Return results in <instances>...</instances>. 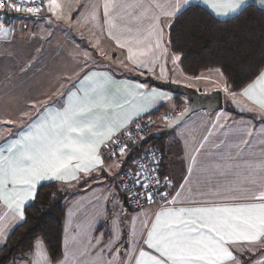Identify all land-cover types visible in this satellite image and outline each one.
I'll list each match as a JSON object with an SVG mask.
<instances>
[{
    "label": "snow or ice",
    "instance_id": "obj_1",
    "mask_svg": "<svg viewBox=\"0 0 264 264\" xmlns=\"http://www.w3.org/2000/svg\"><path fill=\"white\" fill-rule=\"evenodd\" d=\"M202 3L218 16L240 14L251 7L249 0H202ZM254 3L264 11V0H254ZM190 4L191 0L164 3L160 0H104L101 9L100 5L85 0L73 20L61 0H47L46 6L43 0H0V13L11 11L39 17L43 11L51 14L52 23L62 21L76 26L91 19L106 31L118 48L126 49L125 59L133 69L155 72V65L161 59L157 53L167 50L165 27L170 26L162 24L161 19L177 17ZM117 8L120 11L114 14ZM9 32L10 29L0 24V34L7 36ZM179 59L175 56L173 63ZM121 64L127 67L123 61ZM78 83L79 88L69 89L66 94V104L55 108L46 105L30 120L27 131L20 130L16 138L9 134L3 141L0 202L9 211L0 216V241L4 240L12 221L25 219V205L36 199L37 187L42 181L68 184L87 182L89 178L95 180L101 173L113 174L111 167H105V151L109 158L125 157L129 145L124 143V138L142 139L139 135L131 136L129 125L133 117L148 112L156 101L168 99L166 93L147 89L144 84L117 83L108 73L85 72ZM224 91L233 98L237 95L230 91L227 81ZM240 96L264 117V71L242 88ZM242 107L253 110L248 105ZM210 155L218 156L220 162L204 166L203 170L208 172L205 182L210 185L209 192L187 200H178L179 192L169 198L170 194L159 188V177L149 174L155 170L140 165L141 171L132 175L131 183L145 191L143 196L134 193V199L155 202L159 197L165 204L156 212L144 210L141 205L143 215L137 213L135 217L113 216L112 237L107 242L104 234L88 239L80 254L88 255L94 250L95 242L100 246L101 257L105 252L111 254L110 259H98L97 264H264V166L257 170V166L245 165L248 174L241 176L233 171L239 165L234 163L235 157L230 153ZM191 161L195 165L196 157H191ZM188 171L191 173L192 168ZM140 175L144 176L143 180ZM209 194L218 199L206 198ZM124 218L131 224L122 231ZM93 222L88 225L86 238ZM31 255L35 262L29 259L25 264H41V261L50 264L51 257L44 255L40 240ZM68 255L66 249L65 257Z\"/></svg>",
    "mask_w": 264,
    "mask_h": 264
},
{
    "label": "crops",
    "instance_id": "obj_2",
    "mask_svg": "<svg viewBox=\"0 0 264 264\" xmlns=\"http://www.w3.org/2000/svg\"><path fill=\"white\" fill-rule=\"evenodd\" d=\"M98 5L101 6L104 3V0H97ZM123 2H131V0H123ZM161 3L166 2V0H160ZM191 4H199L206 9H208L213 15H215L211 9L206 7L202 0H191ZM190 4V5H191ZM249 4H255L259 7L258 4L254 3V0H249ZM120 9L117 8L115 12H119ZM237 15V14H235ZM219 19H227L234 15L229 16H218ZM173 19V18H172ZM171 19V20H172ZM171 20L166 18L161 19V23L165 25H170ZM76 25L73 27H61L60 31H72ZM83 28H86L88 31H97V25L93 22L83 23L79 26H76L77 38H69L67 42L61 43L57 42L58 45L63 51L69 45H76L78 48H83V46H89L91 50L97 55V60L92 59V63L88 66L83 65V57L81 58L82 62L81 69L74 75L70 73L66 74V78H69L68 83L70 86L65 90L58 92L56 97L44 104H40L37 107V111L32 112L31 116H28L24 119H17L11 121L12 123L8 126L12 129H8V134L0 140V148L5 147L3 141L12 134V138H16V134L20 130L27 131V126L29 125L30 120L37 117L38 111H43L46 105H52L54 108L59 107L61 104H66V94L69 92V89L75 91L80 87L78 81L85 74V72L95 71L97 73H108L112 78L120 84L124 82H131L132 84H144L147 89H155L159 92L166 93L168 99L156 101L148 112L142 113L138 117H133V120H136L140 117L146 116L151 113L157 106L164 104L167 107H172L174 104L175 94L171 91L161 89L159 87L153 86L149 83L141 82L139 79L134 78L131 74L143 73V75H152L154 78L159 80L167 81L172 79L175 82L183 84H192L195 80H199L200 77L194 78L186 75L178 64V60L175 61V67L170 68L168 64V56L170 50L168 48L167 42V32L169 26L165 27V36L164 41L166 42L165 47L166 51L163 53H157L161 59L155 65V72H148L145 69H133L130 62L125 58L127 56V51L121 50L116 45L115 41L107 36V33L104 29L101 28L104 39L108 42L110 47H107V50L102 53L97 52L93 46L94 34L87 33L83 34ZM63 34V33H61ZM83 35V36H82ZM76 36V35H75ZM74 36V37H75ZM50 42V41H49ZM55 43V42H52ZM81 50V49H80ZM66 51H64L65 53ZM106 54V55H105ZM123 56V66L121 62L118 64L120 66L116 67L115 56ZM72 58V55H70ZM74 57L73 59H75ZM98 59L103 63L99 62ZM120 69V73H117L115 70L112 71L111 68ZM161 67H163V74H161ZM264 71V70H263ZM212 72V71H209ZM123 73V74H122ZM205 73V72H204ZM203 73V74H204ZM208 73V72H207ZM75 85V87H73ZM197 85V84H196ZM223 91V90H222ZM241 100L252 108V111H249L247 108L244 110H238L232 105L234 110L238 113H244L245 115L236 116L235 112L227 109L224 105V108L214 112H208L206 110L198 111L191 116H189L183 123L174 128L171 132L164 133L161 136H165V161L163 162L164 174L170 176L173 180V188L169 198L175 196L176 192L180 193L178 200H187L189 198H200V193H208L210 185L205 182L208 172L204 171V166L209 165L210 163H217L219 161L218 156H211V153L224 154L230 153L235 157L234 163L239 165L233 169L234 172H238L241 176L248 174V169L245 165L257 166V170L261 166H264V117L261 116L259 109L251 105V103L244 97H240ZM226 104V103H225ZM127 108V106H126ZM169 115L172 117L176 113L180 112L176 106H173V110L169 111ZM255 116V117H254ZM263 119V121L257 122L258 117ZM220 125H223L221 127ZM251 133L249 135L248 133ZM201 145L203 147L201 148ZM219 145V147H215ZM239 153V155H237ZM195 156L197 163L192 164L191 157ZM105 161V158L103 156ZM121 157L115 160H119ZM112 160L111 162L105 161V167H111L113 174L109 176L115 177L116 174L121 170L123 160L120 161ZM230 163H232L230 161ZM189 167L192 168V172L189 173ZM187 179V183L185 182ZM54 181V180H52ZM98 181L97 185L87 186L86 190L79 196L70 200L65 216V225L63 232V256L57 262L50 261V264H81L83 261L84 264H97V260L110 259L111 254L105 252L103 256H100V246L96 245L93 242V249L88 255H81V250L85 244H87L88 239L99 237L101 234H104L103 239L107 242L113 235L112 232V217H135L137 213L143 215L141 209H131L128 204L122 200L117 189H114L113 184L109 183L106 180ZM51 182V181H42ZM72 182V181H71ZM40 183V184H41ZM183 185V187H181ZM39 186V185H38ZM252 187L251 185H246ZM191 189V191H189ZM206 198L209 199H218L211 194ZM33 201V200H32ZM29 201L26 203L25 208L32 202ZM113 203H115L113 207ZM177 206H188L186 204H178ZM144 210L149 212H156L160 209L158 205H148L143 207ZM9 210L0 202V216L4 215L5 212ZM11 213L9 212V216ZM24 221V220H23ZM23 221H12L5 233L4 240L0 241V247L3 246L15 228L20 225ZM94 221V222H93ZM108 221V223H107ZM92 223L91 232L85 237V233L88 231V225ZM131 221L124 218L121 224V230L125 231L130 226ZM42 241V240H40ZM37 242V241H36ZM35 242V244H36ZM126 247V245H125ZM67 249L69 255L65 257V250ZM42 251L44 255L49 256L48 250L45 243L42 241ZM35 252V246L34 251ZM32 253V254H33ZM258 255V254H257ZM29 259H32L35 262L34 255H31L29 258L21 260L18 264H25ZM41 264H44L41 261Z\"/></svg>",
    "mask_w": 264,
    "mask_h": 264
},
{
    "label": "trees",
    "instance_id": "obj_3",
    "mask_svg": "<svg viewBox=\"0 0 264 264\" xmlns=\"http://www.w3.org/2000/svg\"><path fill=\"white\" fill-rule=\"evenodd\" d=\"M249 5L251 7L247 11L227 19H219L205 7L191 4L171 20L167 32L168 48L170 53L180 57L179 64L187 75L196 77L205 71L219 69L230 91L240 93L247 83L264 70V11H260L255 4ZM15 14L16 12L11 11L4 13V24L9 23ZM134 75L131 74L133 77ZM186 103L184 96L175 94L174 106L178 110ZM225 107L235 112L236 116L245 115L236 112L229 103ZM163 112L169 110L166 105L161 104L147 116L158 118ZM260 121L263 119L258 118L257 122ZM165 138L164 135H150L141 145L132 146L124 160L121 158L122 168L115 177L101 173L97 179L89 178L87 182L82 180L65 184L51 181L39 184L36 199L25 208L24 221L0 247V264H18L29 258L37 240L45 243L53 262L61 259L65 216L70 200L81 195L87 186L106 180L114 183V189H117L122 200L127 203L119 179L121 171L130 165L137 152L149 144L163 149L165 161ZM119 157L109 158L104 155L107 162ZM161 174H164L163 166Z\"/></svg>",
    "mask_w": 264,
    "mask_h": 264
},
{
    "label": "rangeland",
    "instance_id": "obj_4",
    "mask_svg": "<svg viewBox=\"0 0 264 264\" xmlns=\"http://www.w3.org/2000/svg\"><path fill=\"white\" fill-rule=\"evenodd\" d=\"M84 2L85 0H61L65 12L70 11L73 20H75L80 5ZM43 3L46 6L47 0H43ZM88 3L98 4L97 0H88ZM2 15H0V24L10 29V32L7 36L0 34V140L8 134V129H12V127L8 128V121L31 116L32 112L38 110L37 107L40 104L53 100L58 92L70 86L68 83L70 79L65 76L67 73L74 75L81 69L82 57L84 66L90 65L92 59L97 60V55L89 46L78 48L75 44L69 45L64 53L62 47L56 45L57 42H60L59 44L67 42L71 37L77 38L76 26L71 32L58 30L61 27H73L74 23L62 21L52 23L49 21L51 14L42 11L39 17L16 13L9 23L4 24L6 19ZM87 22L93 21L89 19ZM83 29V34H94L95 43L93 46L97 45L95 47L97 52L102 53L107 50V47H110L104 39L99 25H97V31L90 32L86 28ZM175 56L177 55L173 53L168 56L170 68L175 67V63H173ZM74 57L76 58L73 59ZM114 58V62L117 63L116 67L120 66L118 63L123 61V56L117 55ZM86 60L87 63H85ZM99 62L103 63L98 59ZM111 70H115L117 73L121 71L113 67ZM203 73L196 77L188 75L194 78L201 76V78L192 82L194 85L187 84V86L194 87L201 92L221 89L224 94V103H232L237 110L238 108L244 110L242 106L247 104L241 100L240 93L235 92L237 95L233 98L224 91L225 78L221 70L211 69ZM172 105L174 106L173 103ZM173 106L168 107V110H173ZM169 113L163 112L158 117L151 135L161 136L166 131L168 121L164 119V116L169 115ZM260 118L262 117L260 116ZM114 205L115 203H113V207Z\"/></svg>",
    "mask_w": 264,
    "mask_h": 264
},
{
    "label": "built area",
    "instance_id": "obj_5",
    "mask_svg": "<svg viewBox=\"0 0 264 264\" xmlns=\"http://www.w3.org/2000/svg\"><path fill=\"white\" fill-rule=\"evenodd\" d=\"M35 6V5H32ZM24 15H28L27 13H20ZM164 117H168L166 119L169 121L171 119L170 115H165ZM173 117V116H172ZM158 118L154 116H143L140 117L132 122V124L129 125V128L132 129L131 136L135 138L137 135L142 137V139L139 140H129L126 137L124 138V143L129 145V149L131 147H137L141 145V143L151 135L152 129L156 123ZM104 155L109 156L108 152L105 151ZM118 156H115L114 158H117ZM164 162V152L163 149L154 144H149L142 148L141 151L137 152V155L132 158L130 161V165H127L120 173L119 179L121 182V187L123 194L126 196L127 204L131 209H141V205L143 207H146L148 205H158V207H161L165 204L164 200H161L159 197L155 198V202L153 201H145L140 200L137 201L134 199L133 194L136 192H139L141 196L144 195L145 189H141L138 185L133 186L131 183L132 175L134 173L140 172V165H147L151 169H154L155 171L152 173H149L151 175H154L156 177H159L160 179V185L159 188L162 191H167L169 194H171V190L173 188V180L170 176L166 174H161V168L162 164ZM141 180L144 179L143 175H140L139 177ZM170 181V184L168 183ZM155 190H153L154 192Z\"/></svg>",
    "mask_w": 264,
    "mask_h": 264
},
{
    "label": "water",
    "instance_id": "obj_6",
    "mask_svg": "<svg viewBox=\"0 0 264 264\" xmlns=\"http://www.w3.org/2000/svg\"><path fill=\"white\" fill-rule=\"evenodd\" d=\"M2 14L4 13H0V15ZM134 77L141 82L149 83L161 89L171 91L174 94L182 95L186 99L187 103L183 109L169 119L166 126V132L168 133L198 111L206 110L208 112H214L223 109L225 105L224 94L221 89L201 92L194 87L175 82L172 79L164 81L156 79L152 75H143L140 73L135 74Z\"/></svg>",
    "mask_w": 264,
    "mask_h": 264
}]
</instances>
